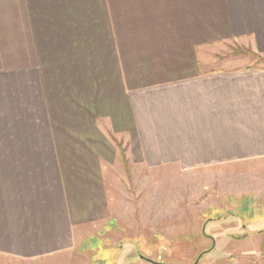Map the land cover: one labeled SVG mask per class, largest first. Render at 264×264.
I'll list each match as a JSON object with an SVG mask.
<instances>
[{"label": "crops", "instance_id": "crops-1", "mask_svg": "<svg viewBox=\"0 0 264 264\" xmlns=\"http://www.w3.org/2000/svg\"><path fill=\"white\" fill-rule=\"evenodd\" d=\"M231 42L264 57V0H0V264H73L105 231L150 249L157 185L129 172L264 163V66L205 53Z\"/></svg>", "mask_w": 264, "mask_h": 264}, {"label": "rangeland", "instance_id": "rangeland-1", "mask_svg": "<svg viewBox=\"0 0 264 264\" xmlns=\"http://www.w3.org/2000/svg\"><path fill=\"white\" fill-rule=\"evenodd\" d=\"M205 49L211 55H245L241 64L255 61L264 66V57L244 45L231 42ZM232 173L129 172V179L123 180L139 184V198L146 196V190L141 192L144 184L157 185V241L148 249L146 231L144 235L129 232L124 239L121 234L106 236L105 231L86 242L85 253L77 254L73 264H79L81 258L89 264H127L135 258L159 264H264V163L237 165ZM164 199L174 200L173 205L186 201L187 207L166 205L171 215L166 214L168 221L160 224Z\"/></svg>", "mask_w": 264, "mask_h": 264}, {"label": "water", "instance_id": "water-1", "mask_svg": "<svg viewBox=\"0 0 264 264\" xmlns=\"http://www.w3.org/2000/svg\"><path fill=\"white\" fill-rule=\"evenodd\" d=\"M150 262H153V261H151V260H149Z\"/></svg>", "mask_w": 264, "mask_h": 264}, {"label": "trees", "instance_id": "trees-1", "mask_svg": "<svg viewBox=\"0 0 264 264\" xmlns=\"http://www.w3.org/2000/svg\"><path fill=\"white\" fill-rule=\"evenodd\" d=\"M258 55V54H257ZM147 261H149V260H147ZM150 262V261H149Z\"/></svg>", "mask_w": 264, "mask_h": 264}]
</instances>
